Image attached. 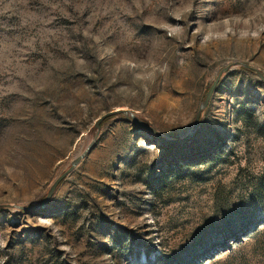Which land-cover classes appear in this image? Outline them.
Instances as JSON below:
<instances>
[{"label": "rangeland", "instance_id": "rangeland-1", "mask_svg": "<svg viewBox=\"0 0 264 264\" xmlns=\"http://www.w3.org/2000/svg\"><path fill=\"white\" fill-rule=\"evenodd\" d=\"M255 71L264 0H0V264H264Z\"/></svg>", "mask_w": 264, "mask_h": 264}, {"label": "water", "instance_id": "water-1", "mask_svg": "<svg viewBox=\"0 0 264 264\" xmlns=\"http://www.w3.org/2000/svg\"><path fill=\"white\" fill-rule=\"evenodd\" d=\"M244 67L246 68H251L249 67L248 65L246 64H243ZM227 67L224 68V70L226 69ZM257 76L263 81L264 83V76L259 72V71H255ZM220 73V72H219ZM218 77H219V74L216 76V78L214 79V81L211 83V85L209 86V88L207 89V91L205 92L204 94V98L202 100V102L199 104L198 106V110L194 116V121H193V126H192V129L191 131L193 132V130L196 128L197 126V122H198V117H199V114H200V111L207 105V102L214 90V87L217 83V80H218ZM127 112L129 114V118H130V121L133 125L139 127V128H142L144 130H146L147 132L153 134L154 136H156L158 139H160L161 141L163 142H174L175 140H166V139H163L160 134L158 133V131L153 127L151 126L150 124H148L147 122H145L144 120L138 118L134 113H132L131 111H128L126 109H114V110H109L103 114H101L100 116H98L95 120V126L97 127L100 122L105 119L106 117L108 116H111V115H114V114H117V113H125ZM182 139H185V138H181V139H177V140H182ZM88 148L85 149L83 152H81L80 154H78L77 156H75L73 158V160L71 161L70 163V166L64 171L62 172L61 174H59L54 180L53 182L50 184L48 190H47V193L46 195L44 196V198L41 200V203L39 205H34V206H31V209H36V210H41L44 208V205L45 203L48 201V199L51 197V195L53 194L56 186L60 183V181L75 167V165L79 162V160L86 154ZM24 209L26 208H30V207H23Z\"/></svg>", "mask_w": 264, "mask_h": 264}]
</instances>
